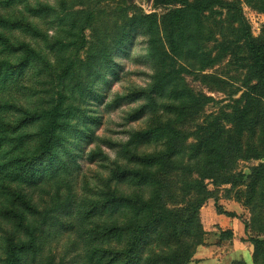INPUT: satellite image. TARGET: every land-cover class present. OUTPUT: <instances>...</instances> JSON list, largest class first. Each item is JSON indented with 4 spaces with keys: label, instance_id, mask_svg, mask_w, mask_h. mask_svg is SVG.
<instances>
[{
    "label": "rangeland",
    "instance_id": "obj_1",
    "mask_svg": "<svg viewBox=\"0 0 264 264\" xmlns=\"http://www.w3.org/2000/svg\"><path fill=\"white\" fill-rule=\"evenodd\" d=\"M248 34L264 44V0H0V264L13 245L14 264H122L126 226L155 215L166 227L141 232V259L158 244L146 264H173L201 240L230 252L234 218L247 231L236 241L264 264L252 176L264 89ZM213 122L223 135L211 145Z\"/></svg>",
    "mask_w": 264,
    "mask_h": 264
},
{
    "label": "trees",
    "instance_id": "obj_2",
    "mask_svg": "<svg viewBox=\"0 0 264 264\" xmlns=\"http://www.w3.org/2000/svg\"><path fill=\"white\" fill-rule=\"evenodd\" d=\"M126 1V0H124ZM127 4H132L129 3L128 1H126ZM197 7V5L195 6ZM247 39L248 41V47L251 50V54H252V59L254 61V65L257 69V73L259 74V84L255 85L254 88H263L264 89V44L262 42H257L254 40V38L251 37L250 34H248ZM249 95V94H248ZM227 118L235 120V115L233 114H228ZM60 119V115H57V120L59 122ZM238 120V118H236ZM261 119H254V130H256L254 132L255 137L258 136V132H262V124H261ZM57 129H58V124L55 123V126L52 128V130L49 132L48 134V138L45 144V147L43 148V152L44 154H48L51 153L53 150V145H54V140L57 138ZM203 134H204V139H208L210 138V144H213V140L216 139V141L222 137L223 135V128L219 123L213 122L212 124H210L209 126H204L203 127ZM208 145V144H207ZM236 149L237 151H241L242 150V146H241V141L240 144L236 145ZM44 154H39L38 156H36V158L38 159L39 157H41ZM258 157H261V159H264V153H261L258 155ZM35 158V157H33ZM30 158V160H25L24 163H22V165H24V168L27 169V167L29 169L33 168V164L35 163V159ZM252 176L253 179L256 178L257 180V186L262 187V190H264V162H261V164H259L258 166H256L253 170H252ZM234 177H241V174H233ZM229 179L226 178V176H223V178L220 180L221 183H223L222 185H226L229 181ZM240 180L238 179H234L233 183L234 184H238ZM241 183V182H240ZM253 189V190H252ZM254 191V187L251 186V192L253 193ZM20 199L25 201L24 198L22 196H20ZM206 199L204 198V201ZM186 210L185 209H179L174 216H176L178 218V220H183V216H185ZM197 218H195L193 215L190 217V219L187 220L186 222V226H184V231H183V236L186 239H189L190 241V232L192 231L193 228V224L194 222H196ZM164 220L161 218V216H154L152 219H150L149 221H147V223L143 226L141 223L139 222H133L130 225L126 226L128 228V230L131 231V233L133 234V240L128 248L127 251L121 252L119 253L120 256H122V258L124 259V262L122 264H135V260H138L137 264H146V259L144 258L145 255H149L150 252H148L149 250H154V248L158 245L155 244V246H153V243H149L146 247H147V252L145 253V255L142 257V259L136 255L137 254V250L140 246L141 243V232L144 230H146V228L153 224V223H158L161 224V226L164 228L166 227L165 224H163ZM160 226V225H159ZM148 230V228H147ZM183 242L186 244L185 239L183 238ZM204 243V241H203ZM202 240L197 243L196 245L193 246V249L189 250H185L186 246L184 247V250H181L179 252L182 253L181 256L179 255L177 258L174 259L173 264H191V262L193 261L197 246H200V244H203ZM256 246L259 245H263L264 244V240L260 239V238H256V241L254 243ZM25 245H21L20 247H24ZM191 246V244H189V247ZM17 248L16 245H13L11 247V258L9 259V263L10 264H14L16 257H15V249ZM121 258V260H122ZM254 258H255V263L258 264L259 262V253L257 252V250H255V254H254ZM234 264H242L241 261L239 262H235Z\"/></svg>",
    "mask_w": 264,
    "mask_h": 264
},
{
    "label": "crops",
    "instance_id": "obj_3",
    "mask_svg": "<svg viewBox=\"0 0 264 264\" xmlns=\"http://www.w3.org/2000/svg\"><path fill=\"white\" fill-rule=\"evenodd\" d=\"M241 227H242V224L240 220L236 218L231 220L229 227H228L234 233L233 235H231V236H234V238L231 239L230 242H231L232 248L238 247L236 248V250H234L233 248L230 252H228L226 250L227 245L225 246L224 243L219 244L216 241L212 242V240H205L204 244H201L200 246H198L195 252V259L196 258L198 259L199 257H201L202 259L198 261V263L197 261H192L191 264H193V262H195L194 264H234L235 262H239V261H244L246 264H256L255 258H254L255 252H253L252 246H250V243L246 242L248 240L244 238L245 244H243V242L238 243L236 241V238L238 236L240 238H243L245 237V233L247 232L245 224H244L243 230ZM209 243H212V244H209ZM244 253H248V256L250 258L249 261L246 260V258H244Z\"/></svg>",
    "mask_w": 264,
    "mask_h": 264
},
{
    "label": "water",
    "instance_id": "obj_4",
    "mask_svg": "<svg viewBox=\"0 0 264 264\" xmlns=\"http://www.w3.org/2000/svg\"><path fill=\"white\" fill-rule=\"evenodd\" d=\"M126 1H128L129 3H132V2L139 1V0H126ZM142 1H145L148 6L151 5V3L153 2V0H142Z\"/></svg>",
    "mask_w": 264,
    "mask_h": 264
}]
</instances>
